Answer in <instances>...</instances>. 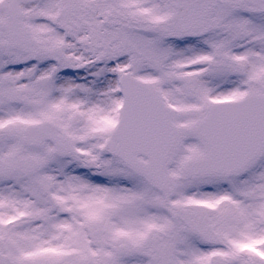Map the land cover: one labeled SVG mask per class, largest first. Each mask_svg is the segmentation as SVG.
<instances>
[{
    "label": "snow or ice",
    "instance_id": "snow-or-ice-1",
    "mask_svg": "<svg viewBox=\"0 0 264 264\" xmlns=\"http://www.w3.org/2000/svg\"><path fill=\"white\" fill-rule=\"evenodd\" d=\"M0 264H264V0H0Z\"/></svg>",
    "mask_w": 264,
    "mask_h": 264
}]
</instances>
